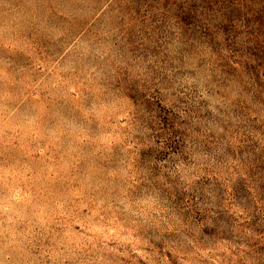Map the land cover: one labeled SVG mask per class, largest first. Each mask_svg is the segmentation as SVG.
I'll return each instance as SVG.
<instances>
[{"label": "rangeland", "instance_id": "374dc122", "mask_svg": "<svg viewBox=\"0 0 264 264\" xmlns=\"http://www.w3.org/2000/svg\"><path fill=\"white\" fill-rule=\"evenodd\" d=\"M0 264H264V0H0Z\"/></svg>", "mask_w": 264, "mask_h": 264}]
</instances>
